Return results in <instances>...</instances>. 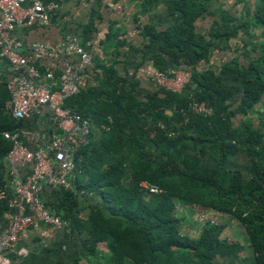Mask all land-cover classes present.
Instances as JSON below:
<instances>
[{
  "label": "trees",
  "instance_id": "trees-1",
  "mask_svg": "<svg viewBox=\"0 0 264 264\" xmlns=\"http://www.w3.org/2000/svg\"><path fill=\"white\" fill-rule=\"evenodd\" d=\"M214 1L164 0L171 28L142 30L146 42L141 53L154 69L191 72V84L184 89L188 93L154 84L156 90L139 99L132 81L118 76L113 64L77 71L78 93L63 107L89 123L88 142L73 153L74 190L44 201L80 235L81 257L72 264L96 258L100 245L108 254L106 264H264V40H250L251 29L264 26V0L244 19L222 14L207 35L197 33L195 22L209 15ZM158 2L143 0L141 12ZM93 31V23H88L85 33ZM239 36L243 62L233 59L221 68L201 67L214 51L228 48ZM115 37L109 32L107 40ZM38 65L41 72L47 71ZM1 68L0 223L7 221L10 198L4 159L11 143L3 134L26 125L10 117V73ZM226 73L239 84L228 86ZM58 77L54 73V79ZM82 77L91 78L94 85L82 88ZM191 101L205 103L212 114L180 112ZM46 119L40 124L44 131L50 125ZM241 154L248 161L244 171L233 168ZM143 184L159 192L150 193ZM178 204L236 220L252 260L238 261L244 248L222 238L224 225L206 222L197 237L182 234ZM89 208L94 212L85 215Z\"/></svg>",
  "mask_w": 264,
  "mask_h": 264
},
{
  "label": "built area",
  "instance_id": "built-area-1",
  "mask_svg": "<svg viewBox=\"0 0 264 264\" xmlns=\"http://www.w3.org/2000/svg\"><path fill=\"white\" fill-rule=\"evenodd\" d=\"M57 9L59 5L54 2L0 0V68L6 64L10 73L6 82L9 93L6 107L12 119L26 124L3 134L11 143L4 159L10 198L6 226L0 232V264H22L23 252L18 244L32 226L40 223L51 230L68 226L44 201L50 196L58 200L61 193L74 190L73 153L88 142L89 123L63 105L67 98L78 93L76 74L91 65L90 56L76 39L67 38L65 49L78 55L81 63L74 66L65 62L57 84L53 71L41 72L37 67L43 59L53 58L52 51L39 42L25 48L13 36L16 28L47 25L50 14ZM191 77L190 71L183 70L161 72L153 68L152 72L155 85L174 93L183 92L191 84ZM212 111L203 102L191 101L180 112L208 117ZM35 115L47 117L54 130L33 127L31 121ZM143 187L150 193L159 192L146 184ZM198 221L205 224L207 214H199Z\"/></svg>",
  "mask_w": 264,
  "mask_h": 264
},
{
  "label": "crops",
  "instance_id": "crops-1",
  "mask_svg": "<svg viewBox=\"0 0 264 264\" xmlns=\"http://www.w3.org/2000/svg\"><path fill=\"white\" fill-rule=\"evenodd\" d=\"M41 1L43 4L54 2L59 5V9L50 14L48 24L33 25L30 28H16L13 32V36L22 41L25 48L34 42H39L52 51L53 58L43 59L38 63V66L51 70L58 76L67 61L74 66H79L80 57L70 53L64 47L67 38H74L90 56V67H94L96 64H113L118 76L126 77L132 81L135 95L139 99L145 93H152L156 90L152 81L153 66L141 53L146 42L142 36V30L145 26L152 27L157 32L168 31L171 28L173 19L164 5V0H159L156 5L143 13L141 12L143 0ZM258 2L259 0L214 1L210 4L209 15L201 17L195 22L196 32L207 35L213 21L222 14L244 19L247 14L253 13ZM88 23H93L95 28V31L90 34L85 33ZM109 32L116 37L107 40ZM250 35L251 42L264 40V26L251 29ZM240 37L232 40L228 48L214 51L209 62L203 63L201 67L221 68L231 63L233 59L243 62L246 56L242 55ZM118 40L123 41L124 45L117 46ZM248 56L254 55L251 53ZM1 67V69L8 70L6 64ZM174 69H176L175 66ZM224 81L230 87L239 84L233 79L232 73H226ZM55 82L58 84V78ZM79 83L84 89L94 85L91 78L86 79L84 77L80 78ZM194 88L192 85V89ZM183 92L188 93L189 91L186 89ZM237 100L238 96L234 97L232 102ZM41 121L42 118L35 115L31 121L32 126L40 127ZM49 129L54 130L52 122H50ZM247 163V158L241 154L234 159L235 166L233 168L244 171ZM190 211L189 208L181 204L177 205V215L182 219L181 232L187 236L192 235L194 230L196 232L198 228ZM208 215L210 220L215 222V225L225 226L223 239L228 235L233 239L235 236L241 235L243 228L232 217L214 212H209ZM5 226L6 222L0 223V232ZM233 243H237V241L234 239ZM18 249L23 252L22 264H72L81 257L80 235L69 226L51 230L38 223L27 231L25 237L19 242ZM244 251L243 249V254ZM245 256L241 255L239 261L245 259Z\"/></svg>",
  "mask_w": 264,
  "mask_h": 264
},
{
  "label": "rangeland",
  "instance_id": "rangeland-1",
  "mask_svg": "<svg viewBox=\"0 0 264 264\" xmlns=\"http://www.w3.org/2000/svg\"><path fill=\"white\" fill-rule=\"evenodd\" d=\"M190 210H191L190 212L192 214L191 216L193 217L194 221L198 225V228H197L196 232L194 230V232L192 233V235H190L191 238H194V237H197L198 236V234H199V232H200V230L202 228V224L198 221V216H199V214H203L204 212L202 213V212L196 211L194 209H190ZM93 212H94V209L93 208H89V209H87V210L84 211V214L87 215L88 213H93ZM205 213L207 214V218H208L207 223H210L211 222V224H215V222L213 220L212 221L210 220L209 215H208L209 212H205ZM240 234L241 235L235 236L234 239L237 241V243H239L240 245H242V247L244 248L245 251H244V254H243V251L240 253L239 258H238V261H239V259H241V255H246L245 256V258H247L246 259V262H248V261L252 260L253 253H252V250L248 247V240H247L246 236H244V232L241 231ZM234 239H233V237H231L229 235L228 236H225V240H227L228 242L229 241L233 242ZM99 247H100V253H99V255L96 258H92V257L85 258L82 261V264H106L108 262V254H106L105 246L104 245H100ZM245 252H247L249 255L247 256V253H245Z\"/></svg>",
  "mask_w": 264,
  "mask_h": 264
},
{
  "label": "water",
  "instance_id": "water-1",
  "mask_svg": "<svg viewBox=\"0 0 264 264\" xmlns=\"http://www.w3.org/2000/svg\"><path fill=\"white\" fill-rule=\"evenodd\" d=\"M193 87H195V85H193Z\"/></svg>",
  "mask_w": 264,
  "mask_h": 264
}]
</instances>
